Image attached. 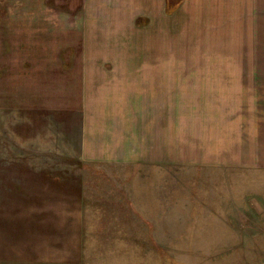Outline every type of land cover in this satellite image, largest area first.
Segmentation results:
<instances>
[{
	"label": "rangeland",
	"instance_id": "obj_1",
	"mask_svg": "<svg viewBox=\"0 0 264 264\" xmlns=\"http://www.w3.org/2000/svg\"><path fill=\"white\" fill-rule=\"evenodd\" d=\"M162 2L160 15L147 16L110 2L89 15L85 0H0V264H264V170L206 165V144L191 134L223 117L198 107L238 96L178 88L172 77L254 70L256 54L264 72V14ZM244 21L260 23V42H240ZM85 55L100 62L81 63ZM158 66L172 77L166 162L82 159L80 72ZM90 91L101 102L113 95ZM240 98L254 103V91Z\"/></svg>",
	"mask_w": 264,
	"mask_h": 264
},
{
	"label": "crops",
	"instance_id": "obj_2",
	"mask_svg": "<svg viewBox=\"0 0 264 264\" xmlns=\"http://www.w3.org/2000/svg\"><path fill=\"white\" fill-rule=\"evenodd\" d=\"M88 1L85 0L83 9L89 7L86 12L89 15L96 14L98 7L103 8L105 5L109 7V2L112 9L118 6L126 9L123 10L125 13L160 15V5L163 3V0H123V3L119 0H108L109 2L106 1L104 4V0H90L88 5ZM181 4L182 7L189 9V13L240 16L264 14V0H181ZM105 12L116 13L113 10ZM239 26L240 42H260L258 38L260 23L259 28L256 21L250 25L244 21ZM229 29V25L227 28L222 27L223 33L225 30L228 33ZM153 30L154 33L158 31V35L161 36V25L158 28L155 26ZM247 31L250 32L249 39L245 38ZM251 32H254L253 35ZM185 42L188 40L186 39ZM160 57L161 55L157 61L159 63ZM162 60L164 62L165 57ZM92 62H100V59L89 55L81 58V63ZM258 62L261 60L258 61L256 54L253 60L254 70L186 72L185 74L178 72L176 76H172L178 80L176 84V81L173 82L178 88L190 87L193 90H201L210 97L220 94L238 96L239 102L234 105L230 103L228 105V102L215 105L208 101L205 107L200 106L201 108L196 109L223 111V117L208 116L207 119L202 120L201 126H204L205 122V131L191 132L193 141L206 144L205 155L208 160L203 161L206 165L264 170V96L261 95L264 91V72L257 70ZM80 75L84 80L83 91L86 92L85 101L80 108V157L100 163L134 164L136 161L146 160L165 163L167 157L165 95L168 88L167 79L172 78L168 76L167 71L160 70L159 66L158 69L146 71L85 69ZM99 79L106 81L89 82ZM93 86L95 89L110 90L113 95L108 101L101 102L99 95L90 91ZM152 90L158 92L157 102H151L149 95L152 94ZM125 91L127 94L122 96V92ZM252 91L255 101L247 105L246 99L242 101L240 96L250 94ZM258 92L261 96L257 97ZM139 95L141 97L136 98ZM231 111H238L237 116L232 118Z\"/></svg>",
	"mask_w": 264,
	"mask_h": 264
}]
</instances>
